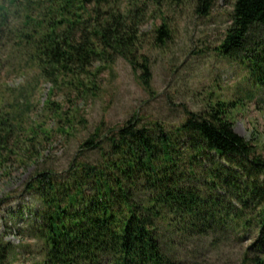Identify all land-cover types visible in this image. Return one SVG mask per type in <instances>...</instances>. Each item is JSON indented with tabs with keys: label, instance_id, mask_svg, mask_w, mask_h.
<instances>
[{
	"label": "trees",
	"instance_id": "trees-1",
	"mask_svg": "<svg viewBox=\"0 0 264 264\" xmlns=\"http://www.w3.org/2000/svg\"><path fill=\"white\" fill-rule=\"evenodd\" d=\"M183 1L5 0L0 28L12 12L23 13L13 39L24 50L26 65L35 66L52 87L39 118H27L36 106L26 100L17 103L26 110L0 112V165L11 157L20 163L37 160L54 132L70 134L81 113L73 110L70 119L54 97H93L96 70L99 74L118 58L141 70L138 78L153 92L142 26L159 11L163 19L153 40L166 45L172 29L163 9ZM194 1L204 16L217 0ZM217 49L247 64L264 88V0H235L232 24ZM230 106L220 101L204 112L188 111L172 127L147 122L137 111L123 125L109 127L102 120L66 171L37 170L25 185L38 203L29 208L26 228L40 255L31 264H186L170 252L191 237L214 234L217 241L226 231L241 234L254 227L263 233L264 207L253 216L248 206L264 205V156L236 133ZM49 119L59 123L55 130L48 128ZM87 151L96 152L98 160H86ZM14 250L1 236L0 264H10ZM249 264H264V257Z\"/></svg>",
	"mask_w": 264,
	"mask_h": 264
},
{
	"label": "rangeland",
	"instance_id": "rangeland-1",
	"mask_svg": "<svg viewBox=\"0 0 264 264\" xmlns=\"http://www.w3.org/2000/svg\"><path fill=\"white\" fill-rule=\"evenodd\" d=\"M234 3L235 0H217L210 14L204 16L197 12L194 0L164 8L172 36L162 46L154 44L152 34L155 26L162 23L160 12L156 11L145 21L144 53L153 73V92L147 91L138 78L141 70L136 72L128 61L118 58L99 74L96 70L97 89L93 97L74 100L57 93L54 99L62 104L70 119L76 115L73 110L81 113L73 119L70 134L54 132L41 145L37 160L20 163L11 157L5 165H0V237L15 246L10 264H31L40 259L38 245L26 234L27 220L32 216L29 208H38L35 197L25 189L26 183L43 168L66 171L81 142L102 120L109 127L123 125L137 111L147 122L154 119L172 127L185 119L186 112H204L223 101L231 104L230 117L236 133L264 156V88L256 82L247 64L225 58L217 49L232 24ZM3 4L7 3L0 0V6ZM14 12L0 28V112L7 116L19 113L18 108L26 110V104L17 107L26 100L32 107L36 106L27 117L34 120L43 112V102L52 83L39 78L35 66L26 65L25 52L12 33L20 26L19 16L23 13ZM1 14L0 10V20ZM98 66L94 64L92 70ZM47 124L55 130L59 123L49 119ZM84 157L91 162L99 158L94 151H87ZM226 199L236 209L241 206L229 200L230 197ZM263 207V203L258 206L254 201L248 212L257 216ZM214 237L218 235L191 237L170 254L186 264H249L257 255L264 257V232L257 227L241 234L226 231L217 241Z\"/></svg>",
	"mask_w": 264,
	"mask_h": 264
}]
</instances>
